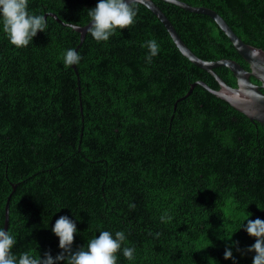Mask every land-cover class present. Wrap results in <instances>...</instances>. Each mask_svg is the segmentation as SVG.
<instances>
[{
  "label": "trees",
  "instance_id": "16d2710c",
  "mask_svg": "<svg viewBox=\"0 0 264 264\" xmlns=\"http://www.w3.org/2000/svg\"><path fill=\"white\" fill-rule=\"evenodd\" d=\"M180 1L216 11L264 50V0ZM154 2L200 58L250 69L209 16ZM97 3L29 0L47 27L25 48L0 25V229L11 196L13 253L55 258L62 250L52 228L67 216L78 230L74 252L101 231L124 232L117 264H233L226 248L236 264H253L255 253L243 250L255 239L243 226L264 220V125L200 85L178 101L197 81L220 87L141 3L130 28L106 42L87 33L81 44L65 24L87 26ZM151 39L159 53L148 62ZM70 48L81 56L77 71L63 62ZM215 71L237 86L228 68ZM166 212L171 220L162 223ZM123 247L135 248L133 260Z\"/></svg>",
  "mask_w": 264,
  "mask_h": 264
},
{
  "label": "clouds",
  "instance_id": "9594fccd",
  "mask_svg": "<svg viewBox=\"0 0 264 264\" xmlns=\"http://www.w3.org/2000/svg\"><path fill=\"white\" fill-rule=\"evenodd\" d=\"M28 4L29 0H0V25L10 43L17 48L28 47L37 34L45 32L47 27L46 16L30 13ZM87 16L90 19L87 33L97 42H106L117 29H128L135 23L137 10L134 0H98L95 8L87 11ZM65 26L79 30L77 23L66 22ZM143 47L149 50V55L145 58L148 62L159 53V45L155 39L146 41ZM62 58L65 67L77 65L81 60L74 48L66 50ZM170 220L167 212L161 216L162 223ZM243 228L255 239V243L243 251L255 253L253 264H264V220L249 218ZM52 231L59 238V248L62 250L55 258L50 251L45 252L43 257L30 251L14 254L16 237L10 230L0 229V264H117V254L126 243V236L122 231H117L115 235L110 231H101L98 237L88 241L86 247L74 252L72 246L78 232L74 221L67 216H61L56 220ZM238 243L234 242L233 246L240 251ZM123 256L133 260L135 248L123 247ZM224 259L232 260L233 264H236L231 248L225 249Z\"/></svg>",
  "mask_w": 264,
  "mask_h": 264
},
{
  "label": "water",
  "instance_id": "95a60500",
  "mask_svg": "<svg viewBox=\"0 0 264 264\" xmlns=\"http://www.w3.org/2000/svg\"><path fill=\"white\" fill-rule=\"evenodd\" d=\"M162 1L176 5L191 13L209 16L218 24L220 29H222V31L233 43L236 51L240 54L244 61L249 64L250 67V69L247 70L235 60L224 59L210 62L200 58L180 38L171 21L160 9V7L157 6L154 0H134V3L136 2L145 5L154 15H156V17L163 23V25L167 29L179 51L191 63L208 72L217 81L220 87L219 90H214L206 82L197 81L196 83L192 84L188 94L178 101H182L186 97H189L192 94L194 88L197 85H200L218 98L226 101L231 107L244 114L251 121L258 122L264 125V50L245 43L233 31V29L225 21V19L219 13L210 8L195 7L180 0ZM52 16L57 21H60L56 14H52ZM88 25L85 27L79 26V30H75L76 32L81 34V44L86 38ZM219 67H226L233 73L237 81L236 87L228 85V83L216 73L215 69ZM73 68L76 70L75 65H73ZM251 78H255L260 82V84L254 83ZM10 198L11 196L8 198L6 204L4 225L5 231L9 229L10 225Z\"/></svg>",
  "mask_w": 264,
  "mask_h": 264
},
{
  "label": "flooded vegetation",
  "instance_id": "af4514ba",
  "mask_svg": "<svg viewBox=\"0 0 264 264\" xmlns=\"http://www.w3.org/2000/svg\"><path fill=\"white\" fill-rule=\"evenodd\" d=\"M247 70H249V69H247ZM251 80H252V78H251Z\"/></svg>",
  "mask_w": 264,
  "mask_h": 264
}]
</instances>
